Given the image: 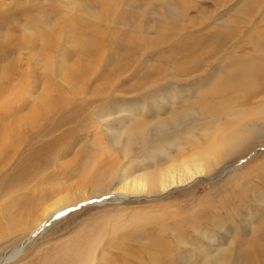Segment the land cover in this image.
I'll use <instances>...</instances> for the list:
<instances>
[{
    "label": "rangeland",
    "instance_id": "374dc122",
    "mask_svg": "<svg viewBox=\"0 0 264 264\" xmlns=\"http://www.w3.org/2000/svg\"><path fill=\"white\" fill-rule=\"evenodd\" d=\"M250 2L264 0H0V260L93 247L89 264H264V135L255 129L220 152L221 168L163 193L119 198L93 193L89 180L108 159L90 156L96 145L153 173L177 152L173 142L190 149L189 139L226 123L201 110L240 99L215 87L252 56V29L264 30ZM261 88L242 97L244 108L260 105ZM163 122L170 130L160 133ZM139 125L149 145L123 157ZM68 194L72 205L32 231L44 206Z\"/></svg>",
    "mask_w": 264,
    "mask_h": 264
},
{
    "label": "bare ground",
    "instance_id": "6f19581e",
    "mask_svg": "<svg viewBox=\"0 0 264 264\" xmlns=\"http://www.w3.org/2000/svg\"><path fill=\"white\" fill-rule=\"evenodd\" d=\"M251 3L252 2H250L249 7L251 8L250 12L252 13V15L254 14L259 15L260 12H263V16H264V3L262 5H258L257 7L255 3L252 5ZM256 21H258V19ZM262 21H264V17L262 18ZM256 33L257 30L254 27L251 31L252 37L249 38L248 41V44L250 45V48L248 47L249 48L248 55L249 54L252 55L248 59V62L241 61L242 63L238 64L236 63L237 60L235 59L236 61H234V64H232L227 69V74L222 77L219 86L217 88L215 87L216 89L215 94L219 98L224 95H226L229 98L232 97L234 93H237L239 94V96L241 95L240 99L236 100L237 103L235 101L234 103H232V105L227 106L225 104L226 107L223 106L220 107V105H223L227 99H222L215 108L214 106H207L206 104L202 106L203 110L201 111L204 112V115L205 116L207 115V117L209 114H212L211 112H213L214 110L217 113L222 112L223 114H225L227 117L226 123H223V125H219L217 129L213 132H209V133L205 132L200 136H195L194 139L192 140L189 139V141L186 139L190 144H193L192 146H190L191 147L190 149L184 146L182 141L173 142L171 145L174 146V149L177 150V152L173 151L174 153L172 154V151L169 149V151L167 152V155L170 157L169 162L161 167H158L153 173L142 172L136 174L133 170L129 169L128 167H125L123 165H118L120 161H118L119 163L112 162L111 160L113 158V155H111V153L107 151L108 149L105 150L100 145L99 146L96 145L94 148L95 152L90 156H92L93 159L98 160L100 158H103L105 155H107L108 159L106 160V162L104 163L102 162L101 165L95 167V169L92 171L91 178L89 180L94 182V187L92 190L93 193L104 192L106 194L116 195L119 198L123 196L127 197L130 195H140V194L147 195L156 192L163 193L165 191L170 190V188H174V186H179L184 183L186 184L187 182L189 183L190 180L192 181L198 176H202V175L208 176L212 172L213 167L221 168V166L223 165L222 161L225 160V157L221 156L220 152H222L223 149L225 148H230L231 150H234L237 147V144L240 142V140H242L243 134L251 132L250 129H255V133H260L264 135L263 97H262L263 100L260 103V105L257 106L253 105V107L244 108L242 104V99H243L242 97L244 96L246 97L249 94H251V89L253 85L255 87L261 86L262 87L261 93L262 95H264V30L261 34H259L261 36H257ZM242 46L243 45H240V47ZM198 48H199V44L196 43L195 46L193 47H185L182 52L188 53L189 50L190 51L196 50ZM195 52L192 51V54H194ZM46 93L51 94L49 90ZM259 93L260 91L258 92V94ZM253 96L259 97L257 96V94H254ZM44 99H49V98L48 96H45ZM46 107L49 108L48 111L50 112L51 111L50 109L52 108L51 101L50 103L47 102ZM188 114L189 115H187V118L193 116V114H191V112L189 111ZM212 115L210 116V118L213 117ZM170 122L168 121L169 124ZM173 123L175 125H178V120L176 118H173ZM137 127H140V125L134 127V129L130 133V136L132 137L137 135L140 139L137 140L136 138H130L127 146L121 148V151L123 152V157L127 158L130 154L134 153L133 148L136 144H141V146L149 145L146 144L148 141L147 138L148 134L145 135V133H149V131L148 130L145 131L143 128L140 129L138 128L137 130L140 131L137 134H135V130ZM159 127L160 129L158 130L160 133L164 132L165 130H170L168 124L164 122L161 123ZM159 148L160 147H155L154 149L157 150ZM158 151L160 154L162 153L161 149H159ZM182 151H185L186 154H184ZM89 197H90V193L85 191L82 199H87ZM72 201L73 200L71 199V196L68 194L61 196L60 198L57 199V201L54 202L52 201L51 203H48V205L46 204L44 206V209L42 208H41L42 210L40 209L41 210L40 214H38V216L36 217V223L33 225L34 229H32V231L39 230V228L43 224H46L51 217H56L62 214L64 211H66L68 206L72 205ZM33 205L34 204L29 205L28 207L22 209V212L20 213L21 216L20 217L18 216L19 219L22 220L23 219L22 215L24 217L25 213H27V215L32 214L30 210L33 208L32 207ZM7 217L8 216H6V218ZM15 219L16 218L14 216L12 219L10 218L9 221ZM2 230L3 228L0 227V231ZM21 237L22 236H20V238ZM20 238L18 239V241L20 240ZM87 248L81 251L74 249L72 250L71 254H68L65 257L59 256L56 259H48L44 255L43 256L44 260L39 262L35 261L33 264H89L88 260L91 259V257H93L91 252L93 247H90L89 249ZM120 255H121L120 257L123 256L122 250ZM17 256L18 254L11 256L10 258L4 257L2 258L4 260H0V264H8L11 262L13 263L14 259ZM18 261L19 260H17L16 262ZM16 262H14V264ZM107 264H117V263L109 261V263Z\"/></svg>",
    "mask_w": 264,
    "mask_h": 264
},
{
    "label": "water",
    "instance_id": "95a60500",
    "mask_svg": "<svg viewBox=\"0 0 264 264\" xmlns=\"http://www.w3.org/2000/svg\"><path fill=\"white\" fill-rule=\"evenodd\" d=\"M54 218H55V217H51V218L48 220V222H47L46 224H49ZM46 224H43L40 228L44 227V225H46ZM40 228H39V229H40Z\"/></svg>",
    "mask_w": 264,
    "mask_h": 264
}]
</instances>
